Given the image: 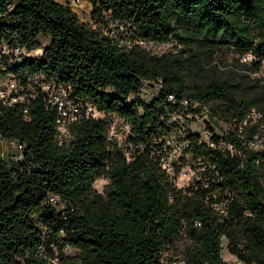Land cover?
Instances as JSON below:
<instances>
[{
	"label": "trees",
	"instance_id": "obj_1",
	"mask_svg": "<svg viewBox=\"0 0 264 264\" xmlns=\"http://www.w3.org/2000/svg\"><path fill=\"white\" fill-rule=\"evenodd\" d=\"M84 1L93 8L90 22L79 19L69 2L0 0V46L42 49L10 69L16 77L43 72L103 114L74 124L69 147H61L56 109L42 92L31 100L28 119L17 107L1 109L0 136L18 139L25 150L22 161L0 159V264H163L164 251L181 235L190 244L177 262L228 264L221 255L226 239L242 263L264 264V185L254 162L264 154L247 155L239 168V159L189 136L191 151L210 157L233 192L228 218L200 194L177 189L152 155L153 140L172 131L162 122L169 94L211 102L225 120L251 107L264 110L260 79L201 76L204 62L225 44L239 57L254 54L248 68L260 72L264 0ZM111 21L125 24L119 37L132 47L106 35ZM41 36L49 39L45 46ZM139 41H174L179 49L157 56ZM158 80L165 91L153 88ZM144 84L155 91L150 102L141 98ZM113 116L131 124L124 143L131 160L107 140ZM99 179L107 181L102 192L93 188ZM50 194L61 206L47 203ZM66 248L78 254L68 256Z\"/></svg>",
	"mask_w": 264,
	"mask_h": 264
},
{
	"label": "built area",
	"instance_id": "obj_2",
	"mask_svg": "<svg viewBox=\"0 0 264 264\" xmlns=\"http://www.w3.org/2000/svg\"><path fill=\"white\" fill-rule=\"evenodd\" d=\"M12 9V6H9ZM3 14L0 12V16ZM96 27V25H94ZM126 26L119 21H111L109 30L103 28L106 35L119 41L128 48L133 46L131 40L119 37ZM142 45L144 42H137ZM42 54V49L27 50L19 45L0 46V116L1 109L17 107L29 118L31 100L39 92L44 94L47 105L56 109L55 141L61 147H69L73 135L71 128L88 116L103 117L92 104L73 97L69 86L48 77L45 73L27 74L24 78L16 77L10 70L20 64L24 58H35ZM244 64L257 60L254 54L247 53L239 57ZM262 66L264 61L261 62ZM264 84V83H260ZM156 92L165 91L161 80L152 84ZM167 101L170 108L162 122L172 126L170 134L153 140L156 150L152 152L160 169L177 189L198 193L203 201L221 218H228L233 192L225 184L218 165L204 154L195 155L191 151L190 135L198 136L197 144L212 150H218L229 158L239 159L238 167H243V159L249 154H264V110L257 107L247 109L241 116L225 120L220 118L218 109L211 103L196 98H178L169 94ZM198 123L199 129L191 128ZM131 124L113 116L107 130V140L117 143L124 150L128 160L132 159L129 149L124 147L131 135ZM5 140L11 150L13 162L23 160L25 144L16 138ZM130 144V143H129ZM131 149V145H129ZM259 169L260 183L264 185V159L254 160ZM47 203L61 206L59 197L49 195ZM200 227V223H196Z\"/></svg>",
	"mask_w": 264,
	"mask_h": 264
},
{
	"label": "rangeland",
	"instance_id": "obj_3",
	"mask_svg": "<svg viewBox=\"0 0 264 264\" xmlns=\"http://www.w3.org/2000/svg\"><path fill=\"white\" fill-rule=\"evenodd\" d=\"M61 1V0H60ZM64 2V0H62ZM71 3L72 10L78 15L79 19L85 22H90V14L86 6L79 3V0H68ZM84 3V2H82ZM254 34V32L252 33ZM41 46L48 44L49 39L45 36L40 37ZM176 42L171 41L168 43H153V42H144L142 47L152 55L162 56L169 52H175ZM249 64H244L240 61L238 52L230 45H220L214 54L213 58L209 62H204V71L201 76L207 79H218V80H231L236 79L242 75H249L251 78H258L264 82V65L261 67L260 72L252 73L249 70ZM200 78L202 79L203 77ZM141 98L150 102L155 95L154 89L146 86L145 84L141 87L140 90ZM191 128L199 129L200 125L198 123L192 124ZM11 150L8 143L0 138V159H4L6 162H12ZM107 184V181L104 179L97 180L93 188L102 192L103 187ZM190 244V241L185 235H181L174 243L173 246L166 248L163 254V264H185L183 261L177 262L182 258L184 249ZM223 248L221 251L222 258L228 264H244L239 261L234 255H231L227 248V240L223 241ZM65 254L71 257H74L78 254L75 249L66 248ZM54 264H60L57 260L54 261Z\"/></svg>",
	"mask_w": 264,
	"mask_h": 264
},
{
	"label": "crops",
	"instance_id": "obj_4",
	"mask_svg": "<svg viewBox=\"0 0 264 264\" xmlns=\"http://www.w3.org/2000/svg\"><path fill=\"white\" fill-rule=\"evenodd\" d=\"M57 2H60V3H66V2H69L68 0H64V2L61 0H56ZM82 2H84V3H82ZM79 3L82 5H84V6H86V8H87V10H88V13L90 14L91 13V11H92V5L89 3V2H87V1H84V0H79ZM70 5H71V3H70Z\"/></svg>",
	"mask_w": 264,
	"mask_h": 264
}]
</instances>
